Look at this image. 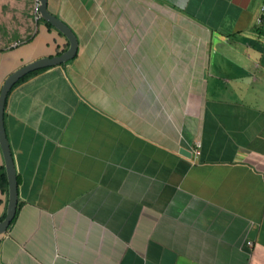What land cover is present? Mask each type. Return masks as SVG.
I'll list each match as a JSON object with an SVG mask.
<instances>
[{"label": "crops", "instance_id": "0c3cea01", "mask_svg": "<svg viewBox=\"0 0 264 264\" xmlns=\"http://www.w3.org/2000/svg\"><path fill=\"white\" fill-rule=\"evenodd\" d=\"M51 4L79 47L7 98L0 264H264V0ZM31 39L0 45V91L65 43Z\"/></svg>", "mask_w": 264, "mask_h": 264}, {"label": "water", "instance_id": "95a60500", "mask_svg": "<svg viewBox=\"0 0 264 264\" xmlns=\"http://www.w3.org/2000/svg\"><path fill=\"white\" fill-rule=\"evenodd\" d=\"M40 16L45 21L52 24L58 31H60L68 40L69 47L52 56H45L35 59L29 63L22 65L13 71L3 83L0 91V147L5 160V167L8 177L9 187V202L6 216L0 221V234L8 231V228L16 216L18 208V181L15 162L13 159L7 130L5 126V108L7 98L15 85L26 75L40 69L61 65L73 59L78 51L79 39L74 30L60 17L52 13L48 8V0H40ZM183 154H187V150L182 149Z\"/></svg>", "mask_w": 264, "mask_h": 264}, {"label": "rangeland", "instance_id": "374dc122", "mask_svg": "<svg viewBox=\"0 0 264 264\" xmlns=\"http://www.w3.org/2000/svg\"><path fill=\"white\" fill-rule=\"evenodd\" d=\"M33 3L34 0H0V45L3 48L22 43L36 31L38 20Z\"/></svg>", "mask_w": 264, "mask_h": 264}, {"label": "trees", "instance_id": "16d2710c", "mask_svg": "<svg viewBox=\"0 0 264 264\" xmlns=\"http://www.w3.org/2000/svg\"><path fill=\"white\" fill-rule=\"evenodd\" d=\"M48 8L49 10L53 13V6L51 4V0H49V3H48ZM262 21H264V16L262 17ZM38 25H40V23H44L45 27L47 28L48 32H52L53 30H56L58 31L52 24H50L49 22L45 21L44 19L42 18H39L38 21H37ZM58 34L61 38H64L65 39V43L62 45L61 49H58L57 50V53H61L63 51H65L68 47H69V42L68 40L66 39V37L60 32L58 31ZM17 39V38H15ZM32 40L31 39V36L28 37L25 41H23L22 43H25L26 41H30ZM64 64V63H63ZM46 68L44 69H40V70H36L28 75H26L25 77H23L22 79H20V81L15 85L17 86L18 84L22 83L23 81L29 79L31 76L45 70ZM8 189V178H7V174L5 172V169L4 167H0V190L1 191H7ZM6 214H3L0 216V221L3 220L5 218Z\"/></svg>", "mask_w": 264, "mask_h": 264}, {"label": "built area", "instance_id": "2783aa9c", "mask_svg": "<svg viewBox=\"0 0 264 264\" xmlns=\"http://www.w3.org/2000/svg\"><path fill=\"white\" fill-rule=\"evenodd\" d=\"M33 8H34V14L36 15V19L38 20L39 18H41V16H40V0H34ZM262 11L264 13V4L262 6ZM19 44H21V42H16L13 44V46H17ZM196 153L199 154L200 151L197 150Z\"/></svg>", "mask_w": 264, "mask_h": 264}]
</instances>
